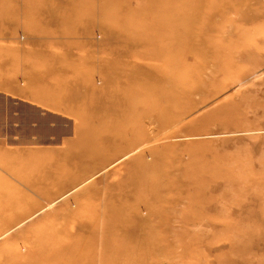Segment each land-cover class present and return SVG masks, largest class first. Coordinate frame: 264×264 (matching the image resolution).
<instances>
[{"label": "rangeland", "instance_id": "374dc122", "mask_svg": "<svg viewBox=\"0 0 264 264\" xmlns=\"http://www.w3.org/2000/svg\"><path fill=\"white\" fill-rule=\"evenodd\" d=\"M0 264H264V0H0Z\"/></svg>", "mask_w": 264, "mask_h": 264}, {"label": "bare ground", "instance_id": "6f19581e", "mask_svg": "<svg viewBox=\"0 0 264 264\" xmlns=\"http://www.w3.org/2000/svg\"><path fill=\"white\" fill-rule=\"evenodd\" d=\"M179 0H168V3H176ZM183 56H179V55H172V54H168V68H170L169 66L177 63V64H182L184 67H186V62H185V57H190L193 56V53H182ZM185 56V57H184Z\"/></svg>", "mask_w": 264, "mask_h": 264}, {"label": "crops", "instance_id": "0c3cea01", "mask_svg": "<svg viewBox=\"0 0 264 264\" xmlns=\"http://www.w3.org/2000/svg\"><path fill=\"white\" fill-rule=\"evenodd\" d=\"M10 16H11V18H14V15L13 14H11ZM19 16H17V19H19V20L20 19H23V18H19ZM40 22L41 23H46L45 20H42ZM4 88H5L6 95H8L10 97L18 96V94H21V97H23V93H24L23 90L22 89H19V87L16 86V85H14V84L6 85Z\"/></svg>", "mask_w": 264, "mask_h": 264}]
</instances>
